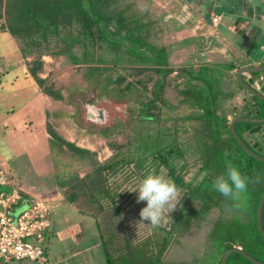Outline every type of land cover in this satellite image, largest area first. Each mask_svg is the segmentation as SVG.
<instances>
[{"label":"trees","instance_id":"obj_1","mask_svg":"<svg viewBox=\"0 0 264 264\" xmlns=\"http://www.w3.org/2000/svg\"><path fill=\"white\" fill-rule=\"evenodd\" d=\"M159 22L148 8H137L135 0H0V29L13 37L23 55L37 57L33 72L40 69L42 55L63 56L66 64L82 69L85 81L98 89L95 92L102 100L121 111L120 119L124 114L135 116L129 122L128 140L117 146L108 162H93L92 171L84 177L68 174L59 182L71 190L69 201L81 196L90 213L92 209L113 211L118 216L125 202L118 176L135 180L140 175L142 180L155 172L180 189L182 197L170 213L168 225L153 227L145 240L118 236L115 226L108 227L106 235L102 231L105 264H170L162 257L173 237L206 224L201 256L192 263L179 264H220L224 252L234 246L264 263V241L255 226L258 201L264 192V162L246 153L230 133L227 115L231 110L226 101L234 92L223 90V72L217 68H184L170 80L172 70L167 49L160 43ZM169 86L173 98L168 96ZM45 93L63 99L59 92L46 89ZM250 100L249 111L241 117H263L264 102L252 95ZM85 101L92 103L91 99ZM110 123L106 120L96 126L104 129L103 138L113 136L114 128L125 126L120 122L113 128ZM234 127L251 151L264 156V121H238ZM48 132L56 151L63 154L67 150L79 163L90 164L88 150L63 141L50 127ZM245 132L252 136L253 144L243 137ZM226 159L250 181L238 202L211 187L214 178L225 172ZM192 169L196 172L186 178ZM261 226L264 231V203ZM226 264L252 263L233 252Z\"/></svg>","mask_w":264,"mask_h":264},{"label":"crops","instance_id":"obj_2","mask_svg":"<svg viewBox=\"0 0 264 264\" xmlns=\"http://www.w3.org/2000/svg\"><path fill=\"white\" fill-rule=\"evenodd\" d=\"M152 4L153 0H149L150 12ZM157 5L153 14L160 21V42L168 52L172 79L184 68L221 69L227 83L222 85L223 90L234 92L226 101L231 110L227 118L231 122L236 118L235 111L237 117L248 112L250 94L238 87L236 71L264 65V30L255 23L264 17V0H157ZM212 17H217L216 25L212 24ZM36 60L35 55H23L13 37L0 29V171L10 181L0 187L10 191L14 188L19 194L10 211L12 217L29 209L35 200H42L49 207L50 226L43 244L48 260L54 264H105L98 217L79 208L77 200L69 201L65 193L68 186L59 184L69 174L65 164L63 172L54 171L50 165L54 157L65 153L53 146L48 132L51 122L60 124L50 128L67 143L81 148L75 141L84 138L79 124H69V108L53 106V98L45 93L46 79L59 71L54 63L63 60L42 55L40 69L33 72ZM257 76L262 77L264 89V69L241 74L251 87ZM38 79L42 80L41 85ZM96 110L98 107L92 111ZM88 117V124L98 125L92 112ZM84 119L87 121L86 115Z\"/></svg>","mask_w":264,"mask_h":264},{"label":"rangeland","instance_id":"obj_3","mask_svg":"<svg viewBox=\"0 0 264 264\" xmlns=\"http://www.w3.org/2000/svg\"><path fill=\"white\" fill-rule=\"evenodd\" d=\"M137 8L146 9L149 6V0H135ZM151 1V0H150ZM156 1V2H155ZM159 5H157V0H153V4L150 6L151 13L153 14L154 10L157 9ZM161 43V42H160ZM57 60L62 59L63 63H60L59 60L57 63H54V66H58V73H53V78L46 79L48 82L46 83V88L52 92H59L63 99L62 100H55L53 99L52 104L53 106H61L64 110L69 108L70 115L68 116V122L75 123V125L80 129V134L84 138L76 139L75 143L80 146L81 148H85L90 151L92 157L90 164H82L79 161L75 160V158L69 156L70 152L65 151V155L56 156L53 159V163L51 162V167L54 171H62L64 170L63 164H65V168L69 174H76L79 177H84L86 174L92 171L91 164L96 162L98 164H104L108 162L116 153H117V146L122 145L125 143L130 134V127L129 122L135 119V116H130L124 114V118H119L121 116V111L115 110L113 105H110L108 102L106 103L105 100H102L101 94L97 95L95 88L89 86V83L85 81L80 67H76L70 64H66L67 59L63 56L55 57ZM64 64V65H63ZM64 66V67H63ZM174 77L173 74L170 76V80ZM226 81H223V85H226ZM167 93L169 98H173V91L172 88L169 86L167 88ZM248 94V92H247ZM250 97V95H248ZM91 99L92 103H86L85 100ZM109 104V105H108ZM98 107L100 111V115H103V120H98V125L103 124L108 120L111 122V127H116L120 122H124L123 128H114V135L108 138H103L101 133L104 134L101 128H97V125L88 124L89 119L87 111L93 110L94 108ZM53 108V107H52ZM84 108V109H83ZM124 108V107H122ZM103 110V111H101ZM84 111V112H83ZM240 114V113H239ZM242 114V113H241ZM240 114V115H241ZM84 115V116H83ZM86 115L87 121L84 122V117ZM54 118L56 116H53ZM53 119V118H51ZM102 119V118H101ZM96 120V121H97ZM67 122V124H68ZM77 123V124H76ZM50 127L58 128V122ZM82 126V127H81ZM118 131V132H117ZM117 132V134H116ZM264 135V134H263ZM243 137L247 140V142L253 144L254 140H252V136L248 135L246 132L243 134ZM55 163V164H54ZM132 171L135 172V167L130 166ZM196 172L195 169H192L189 174H187L186 178L189 176L191 177ZM141 176L138 175L137 179H128L126 180L123 177L117 178V184L121 190L120 195L122 194L123 199L125 202L123 203L124 207L120 211V215H116L113 211L109 212H96L92 209V213L95 214L99 222L102 226V231L105 234L108 231V227L115 226L117 229L118 236H129V239L134 241H143L145 238H148L153 233V227L148 224V221H144L138 227L137 222L140 221V210L146 206V201H142L137 203V192H130L132 189L136 188L139 183ZM71 190H65V193L68 194ZM134 198H132V195ZM132 199V200H130ZM133 201V202H132ZM121 202V201H120ZM136 204H135V203ZM77 205L79 208H85L89 211L85 204V200L80 196L77 199ZM135 205H131V204ZM170 215V214H169ZM170 216H166L164 221L162 222L161 226H167ZM208 226L203 225L202 227H193L183 236H174L172 241L170 242L167 251L164 253L162 260L164 262L170 264H179L181 262H189L192 263L195 257H200L204 248H205V237L207 234ZM2 260V259H1ZM3 262V260H2ZM5 264H28L26 260L23 261H4ZM100 263V261H98ZM196 264H201L200 261L196 262Z\"/></svg>","mask_w":264,"mask_h":264},{"label":"built area","instance_id":"obj_4","mask_svg":"<svg viewBox=\"0 0 264 264\" xmlns=\"http://www.w3.org/2000/svg\"><path fill=\"white\" fill-rule=\"evenodd\" d=\"M212 17V24H217ZM262 77L252 80V88L264 95ZM10 181L0 171V185ZM19 200V194L12 188L9 193L0 192V259L3 261H30L35 264H54L45 256V233L49 228V207L42 200H35L30 208L12 217L10 211Z\"/></svg>","mask_w":264,"mask_h":264},{"label":"clouds","instance_id":"obj_5","mask_svg":"<svg viewBox=\"0 0 264 264\" xmlns=\"http://www.w3.org/2000/svg\"><path fill=\"white\" fill-rule=\"evenodd\" d=\"M255 23L258 28L264 30V17H260ZM224 155L227 158L228 154ZM249 182V178L226 159L225 172L214 178L211 187L226 199L238 202L246 193ZM130 192L138 193L137 203L146 201V206L140 210L137 227L144 221H148L154 228L161 226L165 217L170 216L169 214L177 208V203L182 197L180 189L173 181L155 172L146 175Z\"/></svg>","mask_w":264,"mask_h":264},{"label":"water","instance_id":"obj_6","mask_svg":"<svg viewBox=\"0 0 264 264\" xmlns=\"http://www.w3.org/2000/svg\"><path fill=\"white\" fill-rule=\"evenodd\" d=\"M262 69H264V65L257 66V67H248V68H243V69L239 68L236 71V77H237V81L242 85L243 89H245L247 92H249L250 95H252L256 98L258 97L264 102V95L262 93H260L259 91H255L247 82H244L241 78V74L250 73V72H257V71L262 70ZM91 112H92V117L94 116L92 119H94L95 121L97 119L103 120V117H102L103 115H100L99 110H96V112H94L92 110L91 111L88 110L87 114L90 115ZM238 121L248 122V123H258V122L264 121V116L260 117L258 119L249 118V117H236V118L232 119V121L229 123V130H230L231 135L233 134V136L238 141V143L243 148V150L246 153H248L255 160H257V161L259 160V161L264 162V156H262L260 154H256L253 151H251L250 148L246 145V143L241 139L238 132H236L234 124ZM96 122H98V120ZM0 191L10 192V188L0 187ZM263 203H264V192L261 194L260 199L258 201V205H257V209H256V219H255V226H256L257 232L260 233V236H261L262 240L264 241V231H263L262 226H261ZM233 252H238L243 257H245L248 261H250L252 264H264L263 262H261V261L258 262L257 260L252 258V256L250 254H248L241 247H238V246H234L233 248L226 250L224 252V254L222 255L220 264H226L227 258ZM0 264H5V263L0 261Z\"/></svg>","mask_w":264,"mask_h":264}]
</instances>
